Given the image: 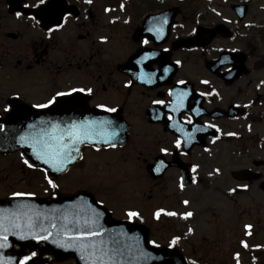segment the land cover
I'll return each mask as SVG.
<instances>
[{"label": "flooded vegetation", "instance_id": "af4514ba", "mask_svg": "<svg viewBox=\"0 0 264 264\" xmlns=\"http://www.w3.org/2000/svg\"><path fill=\"white\" fill-rule=\"evenodd\" d=\"M49 1L15 0L10 10L8 0H0V200L24 196L50 200L85 193L114 222H127L133 229L146 227L150 238L161 235L163 227L172 228L186 207L177 205L182 193L205 182L197 174L196 154L210 152L213 143L225 139L237 143V137L225 136L226 122L238 118L234 115L241 110L248 119L251 107L230 100L224 89L256 72L248 66L250 48L245 50L248 74L234 79L240 58L209 67L221 54L212 43L206 48L175 50V42L193 37L198 27L213 29L224 24L209 15L183 11L164 42L153 36L134 41L136 30L165 10L160 0H64L60 9L40 10ZM236 28L233 33L238 38ZM209 38L206 34L201 43ZM222 39L218 35L213 43ZM78 88L85 92L57 98L48 108L36 107L57 92ZM93 129L113 139L94 138L84 145L67 141L70 130L79 131L82 139L93 136ZM58 142L67 144L70 156L54 168L45 160ZM251 164L254 169L243 170L260 173L258 169L264 168V164L257 168L255 159ZM182 169L193 176L192 185L181 187ZM152 170L163 174L154 179ZM249 175L245 182L233 179L250 186L256 181L251 182L254 175ZM259 177L262 188L264 176L260 173ZM130 211L139 217L129 218ZM188 212L192 215L184 218ZM188 212L180 218L190 227L185 232H169L170 241L178 234L192 235L194 215L191 209ZM91 243L85 240L83 244L87 254ZM33 253L26 257H30L27 264H74L72 259L60 262Z\"/></svg>", "mask_w": 264, "mask_h": 264}, {"label": "rangeland", "instance_id": "374dc122", "mask_svg": "<svg viewBox=\"0 0 264 264\" xmlns=\"http://www.w3.org/2000/svg\"><path fill=\"white\" fill-rule=\"evenodd\" d=\"M160 1L174 5L177 0ZM241 2L251 3V9L241 23L238 38L216 40L212 48L217 53L236 51L243 54L250 48L251 60L248 66H253L256 72L239 84L224 89L227 98L242 107H251L248 119L238 117L226 122L225 136H239L237 143L225 139L213 143L210 152L196 154L197 174L205 177V182L196 183L182 193L183 200H180V204L178 201L177 205L183 204L186 207L178 213L180 224L173 221L172 228L163 227L161 235L151 236L154 245L170 244L173 236L169 232H185L189 224L180 217L191 209L194 215L192 235L179 240L177 249L194 264H264L262 182L259 180L247 186L232 178L235 171L247 167L254 169L251 160H264V64L260 62V57L264 56V41L257 29L249 28L251 24L255 27L264 25V0H194L186 10L190 15L191 11L209 15L232 30L238 20L230 6ZM258 171L264 176V168ZM185 201L187 204H184ZM248 225L251 228L246 227ZM204 238L207 241H203ZM244 243L248 246L244 247ZM250 251L260 252L259 259Z\"/></svg>", "mask_w": 264, "mask_h": 264}, {"label": "water", "instance_id": "95a60500", "mask_svg": "<svg viewBox=\"0 0 264 264\" xmlns=\"http://www.w3.org/2000/svg\"><path fill=\"white\" fill-rule=\"evenodd\" d=\"M8 2L12 8L15 0H9ZM61 3H64V1L51 0L40 10L60 9ZM232 9L238 14L240 21L246 17L248 12L247 6H233ZM180 12L179 8H170L157 18H149L143 27L135 33L134 40L138 41L148 34V29L153 25L154 19L173 22ZM201 31L203 34L209 32L201 28L199 30V37H201ZM216 31L224 32L226 38L231 37L229 30L225 26H218L215 30L210 31L212 32L210 40L215 38ZM196 46H206V44L192 40L180 41V45H177L176 49ZM238 56L237 54L226 53L221 56V59ZM240 60L243 71L238 72L234 78H238L247 72L245 69L246 57L241 56ZM214 65L210 64L209 66L212 67ZM23 152L29 156L27 151ZM260 164L257 165L259 166ZM249 173L247 171L236 172L233 176L235 179L243 181ZM153 177L158 178L154 174ZM183 178L185 179V185L192 183L188 172L183 171ZM82 195L67 196L59 200L14 198L0 201V245H2L0 247V264H19L22 258L28 256L33 251L56 257L59 261L72 257L75 264H188L179 251L169 248L160 249L152 246L149 243V232L146 228L137 227L133 229V226L127 223L113 222L109 216L103 222V226H106L108 229L136 233L137 239L132 240L122 235L110 233L108 237L106 236L108 245L105 246V252L101 251V254L91 257H78L75 255L74 250L75 242L81 235L80 229L93 227L95 224L85 221H64L62 218H70L65 214L67 210H82L86 212L99 210V208H96L92 198ZM78 202H91V206L81 208L74 206ZM82 217L84 218L85 215ZM5 236L7 237L6 240L3 239ZM80 260H83V262L81 263Z\"/></svg>", "mask_w": 264, "mask_h": 264}, {"label": "snow or ice", "instance_id": "6c2138e0", "mask_svg": "<svg viewBox=\"0 0 264 264\" xmlns=\"http://www.w3.org/2000/svg\"><path fill=\"white\" fill-rule=\"evenodd\" d=\"M87 2L91 3L92 0H87ZM40 3L44 4L45 0H40ZM145 43H147V41H145ZM181 83H183V81H181ZM205 83H207V81H205ZM75 92L84 93L85 89L84 88H78V89H72L70 92H57L55 94V96H53L47 103L36 105V107H38V108H48L51 105H54V104L57 103V98L70 97ZM91 93H92V89H90V88L87 89V94L91 95ZM156 103L163 104L164 102L163 101H156ZM101 107H103V106H101ZM105 111L116 112L117 109H115V108H105ZM75 127L76 126L74 125L73 129H75ZM209 127H214V126L213 125H209ZM217 131H219V129H217ZM229 135H235V134L234 133H229ZM67 141L69 143L83 142V140L81 139V133L79 131L70 130L69 133H68ZM175 146H176V148L179 149L181 147V142L178 140L176 142ZM161 151L164 152L165 154H167V152H168V150L166 148H162ZM47 155L49 156V159H46L45 163H50L51 167L56 168L58 165L62 166L64 164L65 159H67L70 156V152L68 151L66 143L58 142L56 145H54V146H52L50 148V150L47 153ZM25 163L27 164L28 161L26 160ZM29 167H31V165H29ZM57 170H63V169H62V167H59ZM193 171H195V168H193ZM48 182H49V184L52 185L53 188L57 187L52 182V180H49ZM181 187H183V185H181ZM245 187H247V186H245ZM14 195L23 196L25 194L24 193H15ZM185 203H187V201H185ZM166 214L169 215V216H175L176 215L175 212H168ZM127 215H128L129 218H138L140 214L138 212H135V211H130V212H128ZM155 215H156V218L159 219L160 212H157ZM191 215H192V213L188 212V213L185 214L184 218L190 217ZM246 227L251 228L250 225H248ZM93 235H95V233H93ZM3 239L6 240L7 237L5 236V237H3ZM178 240H179V237H177L174 240H172V242L169 245V247H174ZM153 244H155L154 241H153ZM247 246L248 245L246 243H244V247H247ZM0 247H2V245H0ZM33 255H34V253H33ZM27 259H30V257L25 259L24 264H27Z\"/></svg>", "mask_w": 264, "mask_h": 264}, {"label": "trees", "instance_id": "16d2710c", "mask_svg": "<svg viewBox=\"0 0 264 264\" xmlns=\"http://www.w3.org/2000/svg\"><path fill=\"white\" fill-rule=\"evenodd\" d=\"M192 3H193V0H183V1L179 2V5H181V7L183 9H187ZM165 6H168V4H166ZM260 35L262 36V38L264 40V32L263 31H260ZM261 63L264 64V57L261 58ZM250 252L252 254H255L257 256V258L259 259V256L261 255L260 252H255V253H254V251H250ZM258 264H263V262H259Z\"/></svg>", "mask_w": 264, "mask_h": 264}]
</instances>
